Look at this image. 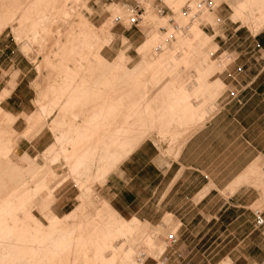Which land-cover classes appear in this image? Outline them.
Here are the masks:
<instances>
[{"label":"rangeland","instance_id":"374dc122","mask_svg":"<svg viewBox=\"0 0 264 264\" xmlns=\"http://www.w3.org/2000/svg\"><path fill=\"white\" fill-rule=\"evenodd\" d=\"M202 1L205 0H0V100L5 99L1 107L4 114L18 117L23 111L29 115L35 113L33 101L37 95L31 84L38 66L60 71L69 66L79 74L74 60L85 64L82 59L91 54L86 60L91 62L93 55L97 54L104 59L97 66L96 72L101 75L99 78L113 79L123 89L133 87L136 79L145 83L149 79V68L157 61L165 63L171 59L178 40L189 39L184 58L187 64L180 66V69L176 66H159V75L164 74L166 80L160 86L148 89L150 98H144L142 88L131 89L133 95L130 101L136 102L137 110L142 111L146 102L150 101L149 112L130 114L131 119L134 118L130 120L131 132L136 138H141L140 146L143 144L141 147L148 153L146 157L139 154L134 163L128 166L126 175L128 179L135 177L137 186L134 193H138L135 208L139 207V188H144L143 185L155 177L152 165H168L175 160L178 149L215 113L221 94L225 91L235 93L229 83L239 80L237 68L251 56L240 54L244 49H252V43L247 39L249 34L253 35L251 24L264 19V0H256L259 4L253 2V5L249 0H210V9L202 7ZM195 2L200 4L197 17L193 15ZM241 5L249 8L240 18L235 15V9ZM65 13H68V17L63 21ZM132 17L138 18L134 26L130 25ZM38 19H46L45 31L39 33L38 40L33 41L31 36L26 40L23 36L22 40L17 38L23 27ZM236 21L244 25H233ZM238 28L240 30L237 32ZM237 55L241 56L237 59ZM193 77L202 79L196 97L190 100L193 107L197 102H202L193 117L203 115L210 109L211 115L187 134L179 127L166 133L167 114L164 108L172 102L171 95H177ZM152 118H155L154 127H151ZM2 122L6 123L5 116ZM82 123L83 119H78L77 125ZM24 130L25 125L21 122L13 128L19 134ZM4 139L5 136L0 140V149L3 148ZM50 142L51 139L47 138L43 142L35 140L33 144L21 146V157L25 155L27 159L34 160L37 152H41ZM115 148L118 149V146ZM149 162L147 169L145 165ZM25 164L23 170L26 169ZM122 165L113 169L110 175L119 172ZM106 180L91 183L89 196H80L73 180H68L55 195L54 212L63 217L80 207L78 218L83 222L106 218L107 213L112 221H121L110 208V200L115 193L118 197L123 196L125 188L130 189V186L125 187L124 182L115 176H112L109 186L105 185ZM143 196L145 199L146 195ZM135 211L125 209L122 211L123 217L116 211L119 217L128 222L133 219L138 221L133 226L131 237L121 238L122 248L118 254L122 255L128 250L132 252L126 264H160L163 253L170 245L168 237L173 235L174 230L167 228L164 231L155 218L151 223L131 218ZM143 213L151 215L154 207L149 206ZM164 224L168 226V222ZM146 236L150 238V243L144 240Z\"/></svg>","mask_w":264,"mask_h":264},{"label":"bare ground","instance_id":"6f19581e","mask_svg":"<svg viewBox=\"0 0 264 264\" xmlns=\"http://www.w3.org/2000/svg\"><path fill=\"white\" fill-rule=\"evenodd\" d=\"M249 2L259 4L256 0ZM199 5L194 3L195 17L199 15ZM248 8L239 6L235 15L241 18ZM63 17L64 21L68 13ZM45 21L38 19L23 27L17 31L20 33L17 38L22 40L23 36L26 40L31 36L33 41L38 40L39 33L45 31ZM251 25L252 34H256L264 26V19ZM188 42L189 39L178 40L171 59L154 63L145 83L135 80L133 87L142 88L144 98L151 97L148 91L151 86L156 88L166 80L164 74L159 75V66L179 68L187 64L184 58ZM88 56L82 59L85 64L74 60L79 74L69 66L62 71L36 68L31 84L37 95L33 101L35 113L29 115L23 111L18 117L5 115L1 108L5 99L0 100V140L5 136L0 149V264H116L117 259L118 264H126L130 261V250L122 255L118 251L122 248L121 238L131 237L134 232L136 219L112 221L107 213L106 218L83 222L78 218L80 207L63 217L53 210L55 195L68 180H73L80 196H89L91 183L108 180L111 171L124 164L130 151L141 144V138L131 132L130 120L134 118L130 114L149 112L150 101L142 111L137 110L136 102L130 101L133 87L120 89L113 79L99 78L101 75L96 70L104 59L96 54L87 62ZM201 82L200 77H193L177 95H171L172 102L164 108L166 133L179 127L187 134L210 117L211 109L193 117L202 102L193 107L190 100L196 97ZM80 118L83 123L77 125ZM151 121L154 127L155 118ZM19 122L25 125L20 134L13 131ZM47 138L51 142L37 152V158L21 157V146ZM144 240L150 243L148 236Z\"/></svg>","mask_w":264,"mask_h":264},{"label":"crops","instance_id":"0c3cea01","mask_svg":"<svg viewBox=\"0 0 264 264\" xmlns=\"http://www.w3.org/2000/svg\"><path fill=\"white\" fill-rule=\"evenodd\" d=\"M247 39L252 49L240 54L251 56L237 68L239 80L229 83L235 93L221 94L215 113L178 149L175 160L152 165L155 177L139 188V207L135 177L126 175L139 154L147 156L143 144L106 182L109 186L115 176L130 186L110 200L121 216L136 209L131 218L146 223L155 218L164 231L174 230L160 264H264V66L258 56L264 54V27ZM149 206L154 213L144 214Z\"/></svg>","mask_w":264,"mask_h":264},{"label":"built area","instance_id":"2783aa9c","mask_svg":"<svg viewBox=\"0 0 264 264\" xmlns=\"http://www.w3.org/2000/svg\"><path fill=\"white\" fill-rule=\"evenodd\" d=\"M201 5H202V7H205V8H211V3L210 2H207V1H202L201 2ZM191 9V8H190ZM138 23V18L137 17H132L131 19H130V25L131 26H134V25H136ZM260 59H261V61H262V63H263V66H264V54H262L261 56H260ZM256 224L257 225H261L262 224V219L261 218H258L257 217V221H256ZM169 240H172L173 239V236L172 235H170L169 237Z\"/></svg>","mask_w":264,"mask_h":264}]
</instances>
